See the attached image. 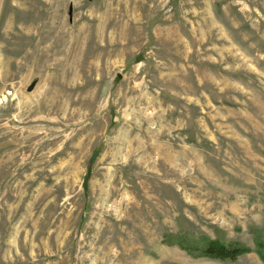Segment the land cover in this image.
I'll list each match as a JSON object with an SVG mask.
<instances>
[{
    "label": "rangeland",
    "instance_id": "1",
    "mask_svg": "<svg viewBox=\"0 0 264 264\" xmlns=\"http://www.w3.org/2000/svg\"><path fill=\"white\" fill-rule=\"evenodd\" d=\"M257 252L264 0H0V264Z\"/></svg>",
    "mask_w": 264,
    "mask_h": 264
},
{
    "label": "trees",
    "instance_id": "2",
    "mask_svg": "<svg viewBox=\"0 0 264 264\" xmlns=\"http://www.w3.org/2000/svg\"><path fill=\"white\" fill-rule=\"evenodd\" d=\"M98 152L99 150L97 149L93 150L94 155H96ZM87 179L88 176L84 181L85 190ZM179 239L180 241H176L175 244L180 250L185 251L192 256L207 258L211 260L234 262L240 256L250 252V249L243 245L237 243L227 244L218 239H210L208 237H202L199 240L192 242L186 240L184 237H181ZM257 255L259 256L260 260L264 262V254L261 252H257Z\"/></svg>",
    "mask_w": 264,
    "mask_h": 264
}]
</instances>
